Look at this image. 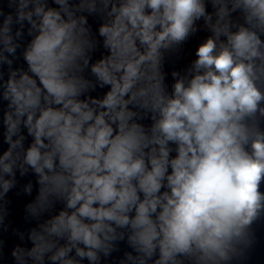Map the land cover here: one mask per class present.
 <instances>
[{
    "label": "clouds",
    "instance_id": "clouds-1",
    "mask_svg": "<svg viewBox=\"0 0 264 264\" xmlns=\"http://www.w3.org/2000/svg\"><path fill=\"white\" fill-rule=\"evenodd\" d=\"M0 264H264V0H0Z\"/></svg>",
    "mask_w": 264,
    "mask_h": 264
}]
</instances>
